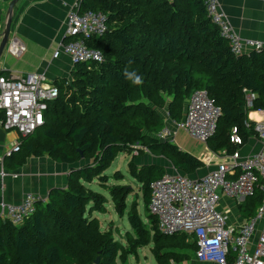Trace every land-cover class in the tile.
Masks as SVG:
<instances>
[{"label":"trees","instance_id":"trees-1","mask_svg":"<svg viewBox=\"0 0 264 264\" xmlns=\"http://www.w3.org/2000/svg\"><path fill=\"white\" fill-rule=\"evenodd\" d=\"M80 8L106 15L107 31L86 40L103 60L76 62L72 81L55 82L59 93L49 103L45 123L20 137V150L11 156L14 168L31 155L89 161L73 168L67 188H53L46 200H38L22 224L0 217V264H126L150 244L157 264L188 260L197 249L195 238L162 234L149 209L150 185L166 173L163 166L139 167L132 154L130 173L142 185L147 219L134 201L127 211L133 230L126 232L125 241L115 237L113 225L101 227L94 212L106 210L107 197L89 184L99 179L108 187L123 215L131 189L108 186L105 173L119 152L132 153L139 143L185 174L200 168L203 163L195 156L156 136L166 125L163 111L181 120L195 89H206L221 108L207 142L234 152L233 128L246 141L255 132L246 125L248 108L264 110V49L236 55L208 15L205 0H81ZM136 77L139 83H134ZM249 92L256 94L251 107ZM246 198L260 206L263 192L257 187ZM178 235L187 237L186 247L167 239Z\"/></svg>","mask_w":264,"mask_h":264},{"label":"built area","instance_id":"built-area-1","mask_svg":"<svg viewBox=\"0 0 264 264\" xmlns=\"http://www.w3.org/2000/svg\"><path fill=\"white\" fill-rule=\"evenodd\" d=\"M208 15L219 27L236 55L251 50H263L264 42L243 40L230 23L226 12L218 0H205ZM81 0H77L69 10L66 19L64 50L76 62L102 61L99 49L87 45L91 36H100L107 31L106 15L93 10L81 11ZM6 48L14 56H20L25 45L17 38L9 39ZM59 52L56 53L58 55ZM58 87L48 82L43 74L10 73L0 74V111L5 130H16L21 137L35 132L45 123V113L49 103L58 96ZM247 106L253 105L256 94H247ZM263 118L253 127L263 141L262 150L242 159L238 151L228 155L214 170L201 178H192L182 173H167L154 180L150 185L151 199L149 209L158 219V228L162 234L186 233L195 238L197 249L195 257L205 264H264V226L254 247H251L259 221H264V111ZM221 108L210 97L206 89H195L190 94L184 117L173 123L192 138L202 142L213 136ZM232 141L242 143V137L234 128ZM160 139L171 136V130L164 127L159 133ZM21 141L8 150L12 155L20 150ZM133 155L148 148L141 144L132 146ZM2 157L0 156V160ZM259 187L263 200L256 215L240 225H228L225 215L218 209L222 196L237 200L254 194ZM41 200L33 193L26 194L19 203L1 207L0 217L20 225L26 217L36 210V202Z\"/></svg>","mask_w":264,"mask_h":264},{"label":"crops","instance_id":"crops-1","mask_svg":"<svg viewBox=\"0 0 264 264\" xmlns=\"http://www.w3.org/2000/svg\"><path fill=\"white\" fill-rule=\"evenodd\" d=\"M11 1L0 0V43ZM76 1L19 0L14 9L9 39L19 38L25 45V50L20 56H14L5 48L0 59V73L9 75L10 73L38 72L53 84L63 79H68L69 82L72 81V72L75 70L76 63L64 50L63 43L67 40L65 37L67 14ZM218 1L226 12L231 25L243 40L252 39L264 42V0ZM250 51L251 49L248 47L245 49V53ZM57 52H59L58 55H56ZM263 111L262 109L248 108L247 121L254 123L261 120ZM1 120L0 118V156L2 157L0 160V211L3 205L21 202L28 193L37 195L43 201L46 200L53 188L68 187L69 176L73 168H78L89 161L82 158L78 162L68 163L57 161L48 155H31L25 158L21 166L14 168L13 155H7V152L15 142L21 141V136L16 130H5ZM164 120L166 123L164 127L171 130V136L161 140L171 141L181 150L195 156L203 165L194 173L185 174L166 157L156 155L149 150H143L142 153L136 155L137 166L157 164L166 169L165 174L182 173L192 178H201L214 170L221 162L227 160V156L233 153L227 147L215 149L208 142L192 138L184 130L175 127L173 123L175 119L169 117L166 109L164 110ZM158 133H156V136L159 138ZM233 133L234 131L230 135V142L235 146L234 152L238 151L242 159L262 150L263 141L256 132L248 136L246 141L243 142L242 140V143L232 141ZM159 156L165 159L166 164L159 163L156 160ZM258 208L259 206H255V201L251 198L237 200L222 196L218 204V209L225 215L228 225L245 223L254 217ZM263 226L264 221L257 223L251 247H254L257 242ZM195 251L192 252L191 258L184 260V262H187L186 264H205L196 259Z\"/></svg>","mask_w":264,"mask_h":264},{"label":"rangeland","instance_id":"rangeland-1","mask_svg":"<svg viewBox=\"0 0 264 264\" xmlns=\"http://www.w3.org/2000/svg\"><path fill=\"white\" fill-rule=\"evenodd\" d=\"M131 156L132 153L119 152L115 159L112 161L110 167L105 171V173L109 175L107 181L108 186L122 184L131 189L129 198L127 200L128 208L125 210L123 215L119 214L116 210L108 187L102 185L99 179H95L89 184L94 190L102 192L107 197V200L105 202L106 210L95 211L94 215L99 218L102 228L108 229L110 225H113L114 229H117L115 230L114 235L121 241H125V234L127 231L133 230V227L127 215V211L130 209L131 204L134 201L138 205V211L141 216L145 220L147 219V211L145 210L143 203V189L141 188L142 185L135 177L132 176V174L130 173V168L128 166V161ZM156 160H158L159 163L166 164L165 159L161 156L157 157ZM117 172L121 173V176L117 177ZM151 233L153 234V232ZM167 239L175 240V243H182L183 245H185V247L187 246V237L184 235L168 237ZM190 241L192 240L190 239ZM118 263L122 264L120 261ZM186 263L187 262L182 261V263L180 264ZM126 264H157L156 257L152 253V244L141 247L139 249L138 256H129Z\"/></svg>","mask_w":264,"mask_h":264},{"label":"water","instance_id":"water-1","mask_svg":"<svg viewBox=\"0 0 264 264\" xmlns=\"http://www.w3.org/2000/svg\"><path fill=\"white\" fill-rule=\"evenodd\" d=\"M18 1L19 0H12L10 5H9V7H8L6 26H5V29L3 31L2 40H1V43H0V59H1L2 55H3V53H4V50L6 48V45H7L8 41H9L11 27H12V22H13V13H14V9H15L16 3ZM79 152L81 153V155H83V151L81 149H79ZM99 260H100V257L98 256L95 259V263H98Z\"/></svg>","mask_w":264,"mask_h":264},{"label":"clouds","instance_id":"clouds-1","mask_svg":"<svg viewBox=\"0 0 264 264\" xmlns=\"http://www.w3.org/2000/svg\"><path fill=\"white\" fill-rule=\"evenodd\" d=\"M140 82V78L139 77H136L135 79H134V83H139Z\"/></svg>","mask_w":264,"mask_h":264}]
</instances>
